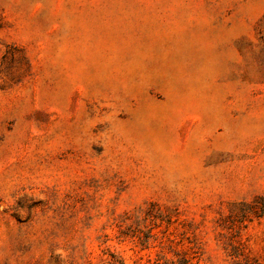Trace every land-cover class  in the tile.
I'll use <instances>...</instances> for the list:
<instances>
[{
	"label": "rangeland",
	"instance_id": "obj_1",
	"mask_svg": "<svg viewBox=\"0 0 264 264\" xmlns=\"http://www.w3.org/2000/svg\"><path fill=\"white\" fill-rule=\"evenodd\" d=\"M0 19V264H264V0Z\"/></svg>",
	"mask_w": 264,
	"mask_h": 264
},
{
	"label": "trees",
	"instance_id": "obj_2",
	"mask_svg": "<svg viewBox=\"0 0 264 264\" xmlns=\"http://www.w3.org/2000/svg\"><path fill=\"white\" fill-rule=\"evenodd\" d=\"M238 215L240 223H245L246 221H252L254 219H264V194L255 196L249 202H241Z\"/></svg>",
	"mask_w": 264,
	"mask_h": 264
}]
</instances>
